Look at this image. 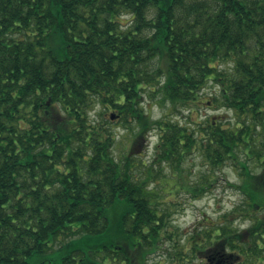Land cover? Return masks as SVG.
Listing matches in <instances>:
<instances>
[{
	"label": "trees",
	"instance_id": "1",
	"mask_svg": "<svg viewBox=\"0 0 264 264\" xmlns=\"http://www.w3.org/2000/svg\"><path fill=\"white\" fill-rule=\"evenodd\" d=\"M211 80L216 106L253 119L264 0H0V264H161L167 244L181 264L172 197L206 192L240 143L256 151L222 114L194 119ZM155 102L183 119L153 118ZM112 114L135 144L118 158ZM153 132L148 163L134 152ZM230 249L264 264L254 242Z\"/></svg>",
	"mask_w": 264,
	"mask_h": 264
},
{
	"label": "flooded vegetation",
	"instance_id": "2",
	"mask_svg": "<svg viewBox=\"0 0 264 264\" xmlns=\"http://www.w3.org/2000/svg\"><path fill=\"white\" fill-rule=\"evenodd\" d=\"M260 101L264 102V98ZM251 107L252 105H247L243 108V112L236 114L237 107L228 103L223 107L225 111L220 117L225 128H231L229 131L235 133L240 130L244 136H252V139L245 138V142L255 145L256 151L253 154L246 144L240 143V147L243 148L240 155H243V158L229 159L227 152L223 165V167L232 166L240 170L241 183L231 182L229 177L224 179L226 185L239 189L244 198L241 204L219 212L215 220L210 221L211 224L194 225L189 230L183 231L181 236L185 240L186 246L181 249L182 254L178 258L179 262L183 261L186 264H240L242 262L239 259L245 257L246 254L239 250H231V245L240 246L252 242L258 249L255 257L264 260V103H256L253 119L251 114H247ZM245 115L250 116L247 118ZM247 125L250 128H247ZM251 163L255 165L252 170ZM249 170L252 178L244 175ZM219 180L210 185L217 184ZM247 182L249 183L247 184ZM245 184L248 189L245 188ZM251 207L255 209L250 211ZM242 217H247L251 221L248 228H241ZM229 220L236 221L238 225L230 224ZM251 232H254L253 237H251Z\"/></svg>",
	"mask_w": 264,
	"mask_h": 264
},
{
	"label": "rangeland",
	"instance_id": "3",
	"mask_svg": "<svg viewBox=\"0 0 264 264\" xmlns=\"http://www.w3.org/2000/svg\"><path fill=\"white\" fill-rule=\"evenodd\" d=\"M219 68H229L227 63H220ZM220 84L216 80H211L209 84L204 88L202 94V100H205V103H200L197 107H195V111L193 113V117L195 120H201V117L205 116H215L221 115L224 113V108H219L216 104L212 101V97L216 94H219ZM211 100V102H207ZM148 102V101H147ZM147 111L156 119L165 118H177L183 119L181 115L177 113H171L170 103H162V102H155V103H147ZM114 128L117 133V145L115 148V153L117 158L120 157L122 152L128 146H134L133 142L130 143V136L128 131L123 127V123L121 120L115 119ZM157 140L156 132H153L148 139L142 140L141 144H139L134 152V155L139 156L144 162L151 163V161L155 157V144ZM129 144V145H128ZM128 145V146H127ZM243 155L239 156V159H242ZM202 157L200 153H194L187 158V165L193 166V175L191 176L190 180L192 183L198 182V180L205 179L201 175L202 170L206 169L205 165H202ZM232 161V160H230ZM251 170L255 168V165L251 163L250 165ZM165 171H170L165 166ZM215 177H219V181L215 185H209L207 187V191L203 192L201 195L197 197H193L190 192L185 189L178 191L175 194V191H169V187L164 185L163 192L165 194L170 193V195H174L172 198H175L177 202L176 208H174L173 212V222L174 225L177 226L181 231L186 229H190L194 225H207L211 224L210 222L212 219L215 220L219 212L232 208L236 204H241L242 199L244 198L243 193L239 189H234L225 183V177H229L231 182L241 183L242 178L240 175V170L237 168H233L232 166H225L220 168ZM165 180V179H164ZM170 185V184H168ZM255 208L251 207L250 211H253ZM216 222V221H215ZM241 228H248L251 224V221L247 219V217L241 218ZM230 224L235 223L238 225L236 221H230ZM183 233L176 236V245L178 256H181V249H184L185 240L181 236ZM168 248V244L164 246L163 250H159L158 252L154 253V261H159L161 264H171L169 259V255L166 251ZM180 256L178 258H180ZM261 258H258L260 261ZM242 263L240 264H254V259L250 257L248 259L247 256L242 257L239 259ZM181 264H186V262L180 261Z\"/></svg>",
	"mask_w": 264,
	"mask_h": 264
},
{
	"label": "water",
	"instance_id": "4",
	"mask_svg": "<svg viewBox=\"0 0 264 264\" xmlns=\"http://www.w3.org/2000/svg\"><path fill=\"white\" fill-rule=\"evenodd\" d=\"M111 118L114 120L116 118V116L114 114H112Z\"/></svg>",
	"mask_w": 264,
	"mask_h": 264
}]
</instances>
